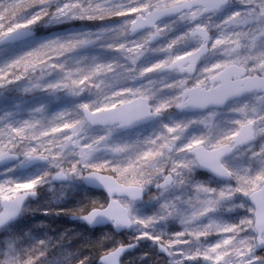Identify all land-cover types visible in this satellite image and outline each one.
Here are the masks:
<instances>
[{"label": "snow or ice", "instance_id": "1", "mask_svg": "<svg viewBox=\"0 0 264 264\" xmlns=\"http://www.w3.org/2000/svg\"><path fill=\"white\" fill-rule=\"evenodd\" d=\"M229 2L0 0V45L38 25L103 22L38 39L0 63L2 90L73 98L58 111L48 103L0 106V162H17L0 173V228L24 215L39 186L80 179L101 186L107 199L69 214L135 233L130 243L87 245L99 249V264H122L141 241L162 254L160 264H264V142L256 143L264 141V0H240L220 18ZM173 25L183 30L169 36ZM96 48L116 56L90 54ZM149 52L160 58L141 64ZM173 109L193 116L161 122L147 135H120ZM191 128L199 134L188 135ZM34 162L47 165L40 175H14ZM196 169L222 182L194 181ZM141 203L151 205L147 213L137 212ZM229 205L246 209L237 222L215 217ZM5 239L0 264H38L45 255L44 240L18 250Z\"/></svg>", "mask_w": 264, "mask_h": 264}, {"label": "trees", "instance_id": "2", "mask_svg": "<svg viewBox=\"0 0 264 264\" xmlns=\"http://www.w3.org/2000/svg\"><path fill=\"white\" fill-rule=\"evenodd\" d=\"M92 23L101 25L103 22L80 21L73 25H38L33 29L36 33L35 37L26 43L32 44L36 43L38 39L41 38L66 35L75 31H94L97 25L93 26ZM21 45L22 44L9 45L0 49V51ZM4 91L7 97L10 99L13 98V91ZM44 95H46L45 98H40L39 94L34 95L36 99L35 103L38 104L42 99H46L48 95ZM64 98L69 101V97ZM27 101L29 100L27 99ZM3 104L5 103L3 99L0 98V106H3ZM57 106V103H52L51 109L53 110L57 108ZM19 175L21 177L25 174L19 173ZM196 175L201 174L196 172ZM50 187H52V189L48 214L42 216L37 215L30 220V229L27 231V234H24V242H21L26 249L31 247L36 241L44 240L46 242L47 247L45 249V255L39 258L38 264H77V261L85 256L88 257L86 264H97L99 249L87 245H92L101 238H104L105 248L110 247L117 241L123 243L132 242L131 238L134 234L130 233V231L123 234H115L109 227L89 229L77 221L70 220V218L74 216L69 214L68 210L85 207L92 200H105L106 197L101 192L88 190L80 185L71 186L67 190L66 187H61L60 189L58 186ZM37 193L38 198L41 197L43 193L42 189H37ZM142 242L143 241L138 243V248L128 254L123 264H156L146 259L147 254L155 256L156 254L153 250L149 251L150 249H145L144 245L142 246ZM157 259L159 260V257L156 256V261Z\"/></svg>", "mask_w": 264, "mask_h": 264}, {"label": "rangeland", "instance_id": "3", "mask_svg": "<svg viewBox=\"0 0 264 264\" xmlns=\"http://www.w3.org/2000/svg\"><path fill=\"white\" fill-rule=\"evenodd\" d=\"M240 7V0H234L228 7H226L221 13H220V18H222L225 15H228L231 13V11H233L234 9H239ZM80 21H64L62 23H57V24H50V26H60V25H73L74 23H78ZM93 26L97 25V26H103V23L101 25H98L97 23H92ZM109 27H111L112 25H107ZM183 30V26L182 25H173L172 31L169 33V36L178 34V32ZM159 42L155 45H153L154 47L158 46ZM35 43L29 44V43H24L21 46L15 47V48H6L0 51V63H3L5 60L10 59L12 57H14L15 55H18L20 52L26 50L27 48H30L32 46H34ZM181 50H183V48H181ZM90 54H94L97 56H100L104 59L110 60L113 59L116 56V53L109 51V50H105V49H101V48H96L94 50H91ZM160 58V54L158 53H154V52H149L147 53L142 59H141V64L143 65H148L151 64L153 62H155L156 60H158ZM213 58H209V60H211ZM55 74H52V76H54ZM164 75L159 76L158 74H153L152 78L156 79V80H160L161 78H163ZM166 92H161L160 95H166ZM12 99H10L9 97L6 96L5 91L2 89H0V98L3 99V102L5 104L11 105L13 102H19L21 105V108H28V107H32L41 103H48L49 104V109L50 111H58L61 110L63 108H71L73 106V98L69 97V101H67L63 96H61L59 99H56L54 97H50L49 95L47 96L46 99H42L38 104L35 103L36 99L34 98V95H23L21 93H16L13 91V95H12ZM40 98H45L46 95L44 94H39ZM85 97H81L80 99H84ZM90 98V97H89ZM27 99L29 101H27ZM10 100V101H9ZM27 101V102H26ZM75 102H79V100H76ZM245 101H240V103H243ZM26 103V104H25ZM52 103H57L58 106L55 109H51V105ZM193 114H187V115H181V114H177L175 113L173 110H169L168 112L164 113L162 115V117L145 126V127H141L138 128L132 132H128V133H121L120 135L124 138H131V137H135L137 134L140 135H147L148 133L152 132L153 130H156L160 127L161 122L163 123H169L171 120H181V119H189L192 118ZM223 128H227L229 125L224 122L221 125ZM93 132L95 131V129L92 130ZM200 129L198 128H191L188 131V135H192V134H199ZM261 142H264L261 140V138H257L256 143L259 144ZM12 165L9 166H5L3 168L0 169V173H3L4 170L7 167H11ZM47 165L43 166V167H39V168H35L34 170H32L31 172H29L28 174H25L24 176L19 175V171L17 170V168L15 169L14 175L20 179H30L33 178L35 176L40 175L45 169H46ZM197 169L195 170V172L192 174V179L194 181L197 182H202V183H207L210 186H217L218 183H220L221 181H216L214 180L209 174H205V173H201V175H196ZM77 185H81V180L80 179H69L67 180V182L65 184L62 185H58L59 189L61 187H66V190L69 189L71 186H77ZM52 185H50L49 183H45L41 186H39L38 189H42L43 193L41 195V197L37 198L36 201L34 202H30L27 203L28 206V210L24 213V215L22 217L19 218V220L9 226H7V229H2L0 231V233H4L3 237H0V253H2L3 251H6V245H7V240L5 239H15V246L17 247L18 250H23L26 249L25 246H23L21 244V242H24V234H27V231H29L30 229V225L29 222L33 217H36L37 215H44L45 212L43 210H48L49 208V203L50 201V195H51V189L52 187H50ZM237 204H240L241 201L237 200L236 201ZM151 208L150 204H137V212L139 214H144L147 213ZM246 209L243 207H232L231 205L227 206L225 209H221L219 211H217L215 213V217L218 219H221L223 221L226 222H237L239 220V218L241 216H243L245 214ZM34 225V224H33ZM178 227V225H177ZM130 233H133L130 230ZM135 235V233H133ZM145 245V248L147 250L151 249L152 247L150 246V242H142ZM128 262V261H127ZM160 263V261H159Z\"/></svg>", "mask_w": 264, "mask_h": 264}, {"label": "water", "instance_id": "4", "mask_svg": "<svg viewBox=\"0 0 264 264\" xmlns=\"http://www.w3.org/2000/svg\"><path fill=\"white\" fill-rule=\"evenodd\" d=\"M230 1H232V0H230ZM34 35H35V32L33 31L32 32V34H31V36H28V37H21V38H19L18 40H16L15 42H12V43H8V44H3V45H0V48H3V47H5V46H7V45H10V44H15V43H21V42H24V41H26V40H28V39H31L32 37H34ZM134 38V37H133ZM158 42V41H157ZM156 42V43H157ZM159 75H163V74H159ZM174 111L176 112V113H179V114H183V113H185V114H187V113H191V112H187V111H180V110H175L174 109ZM160 118V117H159ZM158 118H156V119H154V120H151V121H148V122H146L144 125H142V126H145V125H147V124H149V123H151V122H154V121H156ZM141 127V126H140ZM136 129V128H135ZM132 130H134V129H131V130H129V131H132ZM128 132V131H127ZM125 133V132H124ZM12 163H16V161H9V162H0V167H2V166H4V165H7V164H12ZM45 163L44 162H34V163H31V164H28V165H25V166H22V167H18V169L19 170H21V171H28V170H30L31 168H35V167H38V166H42V165H44ZM198 171H200V172H205V173H208V174H210L215 180H219V178H217V177H215L214 176V174L213 173H211L209 170H206V169H198ZM66 180H52V181H50V184H62V183H64ZM82 181V184L85 186V187H87V188H89V189H92V190H94V191H98V192H101L102 194H104L105 196H106V198H107V193H106V191L101 187V186H98V185H95V184H90V183H87V182H85V181H83V180H81ZM37 199V196H35V197H31V198H29V200L27 201V202H29V201H35ZM26 202V203H27ZM72 220H76V218H71ZM78 221H80L81 223H83L85 226H87L88 228H90V229H96V228H103V227H106V226H108V227H111L112 229H113V231L116 233V234H120V233H123V232H117L112 226H111V224L110 223H108V222H105V221H102V220H98L96 223H94V224H88L87 222H85V221H83L82 219H80V218H78L77 219ZM14 222H16V221H14ZM13 222V223H14ZM12 224V223H11ZM10 225V224H9ZM1 229H3V228H0V230ZM129 231V230H128ZM137 247V244L134 246V247H132V248H130V249H127L123 254H122V256H121V258L124 256V255H126L127 253H130L131 251H133L135 248ZM157 251V250H156ZM157 254L160 256V255H162V254H160V253H158L157 252ZM97 264H99V259H98V261H97Z\"/></svg>", "mask_w": 264, "mask_h": 264}, {"label": "bare ground", "instance_id": "5", "mask_svg": "<svg viewBox=\"0 0 264 264\" xmlns=\"http://www.w3.org/2000/svg\"><path fill=\"white\" fill-rule=\"evenodd\" d=\"M138 245L139 244H137V247L136 248H138ZM144 244L142 243V246H143ZM144 247H145V245H144ZM146 249V248H145ZM151 250H153V252L156 254V256H158V254H157V251H156V249L155 248H151L149 251H151ZM148 251V252H149ZM128 256V253L126 254V255H124L122 258H121V261H122V264L124 263V261H125V259H126V257ZM156 256L155 255H152V254H147V256H146V259H148L150 262H152V263H156V264H160L159 263V260L157 259V261H156ZM133 263V262H132Z\"/></svg>", "mask_w": 264, "mask_h": 264}, {"label": "flooded vegetation", "instance_id": "6", "mask_svg": "<svg viewBox=\"0 0 264 264\" xmlns=\"http://www.w3.org/2000/svg\"><path fill=\"white\" fill-rule=\"evenodd\" d=\"M231 4V3H230Z\"/></svg>", "mask_w": 264, "mask_h": 264}]
</instances>
